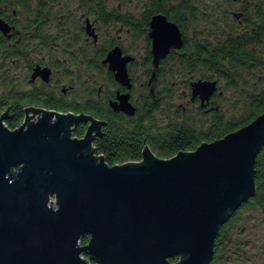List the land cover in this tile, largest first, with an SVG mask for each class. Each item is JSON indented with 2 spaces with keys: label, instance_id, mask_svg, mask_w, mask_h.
<instances>
[{
  "label": "water",
  "instance_id": "water-1",
  "mask_svg": "<svg viewBox=\"0 0 264 264\" xmlns=\"http://www.w3.org/2000/svg\"><path fill=\"white\" fill-rule=\"evenodd\" d=\"M152 28L158 65L184 40L164 15ZM128 60L119 48L106 59L124 84ZM191 86L203 107L219 90L216 79ZM120 107L135 113L126 99ZM33 113L15 129L0 116V264H210L221 227L257 192L264 113L195 150L161 158L147 145L141 161L115 165L94 145L99 119ZM81 122L90 124L77 137Z\"/></svg>",
  "mask_w": 264,
  "mask_h": 264
},
{
  "label": "flooded vegetation",
  "instance_id": "flooded-vegetation-1",
  "mask_svg": "<svg viewBox=\"0 0 264 264\" xmlns=\"http://www.w3.org/2000/svg\"><path fill=\"white\" fill-rule=\"evenodd\" d=\"M108 1L0 0V21L5 24L4 29L0 27V80L12 81L2 93H21L24 97L5 101L9 115L21 109L25 113L23 123L28 115L35 121L34 111H59L62 107L65 113L99 119L103 122L101 133L114 118L127 121L129 128L136 127L140 120L146 122V115L154 111L161 98L157 84L167 75L166 66L170 63L181 66V59L187 54L188 10L176 8L175 0L167 1L161 11L155 9L156 0H148L142 8L136 4L133 9L125 8L122 0L114 5ZM179 1V5L185 6L184 0ZM244 10L234 15L246 19L248 10L246 7ZM157 15L176 23L184 40L180 48H171L158 65L151 36L152 21ZM115 48L129 58L127 84L116 79L106 62ZM174 66L170 68L174 70ZM175 70L176 76H186L185 69ZM193 79L214 80L203 76ZM216 93L203 107L199 97L192 100L190 84L191 101L207 111L214 108ZM123 99L135 109L134 114L121 109ZM89 124L81 122L74 133L79 129H85L86 133ZM175 258L178 259L172 260ZM180 258L175 256L171 261Z\"/></svg>",
  "mask_w": 264,
  "mask_h": 264
},
{
  "label": "trees",
  "instance_id": "trees-1",
  "mask_svg": "<svg viewBox=\"0 0 264 264\" xmlns=\"http://www.w3.org/2000/svg\"><path fill=\"white\" fill-rule=\"evenodd\" d=\"M167 1L169 0H156L155 9L157 11L165 9ZM179 2L176 8L193 10L189 2H185V6L179 5ZM257 9L255 20L252 18L253 15L248 16V12L249 18L244 19L243 17V22L248 24V29L242 33L230 34L216 44L210 40H196L194 43H190L187 39L185 46L187 54L182 57L180 67L191 73L199 69L209 72L210 75L205 74L204 78H210L213 77L211 75L217 74L226 81L229 89H236L239 86L249 88L248 78L245 76L246 71L256 74V71L264 65V6L260 8L258 6ZM214 79L218 81L219 85L216 96H222L223 91L220 89L219 80ZM258 80L260 84H264V78L259 79L258 77ZM258 86L249 88L250 92H247L245 96L246 112L241 118L226 119L219 106H214L209 111L201 108L203 113L213 114L204 130H198L186 122H171L164 127L157 128L148 122L142 123V120L136 127L129 128L126 126L127 121L114 118L105 131L99 135L95 146L98 148V153L104 155L110 165L141 161L144 147L147 145L161 158H171L179 152L195 150L203 142L220 139L251 123L264 113V88H258ZM8 98L22 100L24 97L21 93L0 92V116L5 111V101ZM44 105L53 108L50 105ZM63 109L65 108L61 107L59 111L63 112ZM24 116L25 113L21 109L11 112L6 124L11 129H15L21 125ZM84 133L85 129H79L75 131L74 135L82 137ZM256 185L255 196L243 203L221 227L216 240L215 255L210 264H222L227 234L231 226L237 223L240 214L255 206L264 208V148L257 158ZM89 241L90 236L87 235L82 243L87 244Z\"/></svg>",
  "mask_w": 264,
  "mask_h": 264
},
{
  "label": "rangeland",
  "instance_id": "rangeland-1",
  "mask_svg": "<svg viewBox=\"0 0 264 264\" xmlns=\"http://www.w3.org/2000/svg\"><path fill=\"white\" fill-rule=\"evenodd\" d=\"M122 1L125 8L133 9L136 4H140V8H142L148 0ZM184 1L189 2L193 8V12L187 11L188 20L186 22V35L190 43H194L196 40H210L216 44L230 34L242 33L248 29V24L243 22L240 16L234 15V12L243 11L246 7L248 16L253 15L252 18L255 20L258 11L257 3L264 6V0H243L238 3L231 0ZM118 2L119 0L108 1L109 5ZM178 2L174 1L176 6H178ZM174 65V63L168 64L166 66L167 75L158 81L157 88L160 90L161 98L157 101L154 111L150 115H146L145 121L157 128L164 127L171 122H186L198 130H204L213 114L203 113L200 105L191 101L190 83L194 81V77L210 75V73L200 69L192 73L184 70L186 76H176L178 71L175 69L180 66ZM170 66H174L175 69H171ZM170 70L174 74H171ZM211 76L219 80L220 89L223 91L222 96H216L214 106H219L226 119H238L245 114V96L247 92H250L249 88L258 85V88H264V84L258 82V77L259 79L264 78V65L256 71V74L246 71L245 76L248 78L249 88L239 86L236 89H229L223 78L217 74ZM11 83L12 81L0 80V92L9 89ZM21 83L23 82L21 81ZM224 244L225 254L221 260L222 264H264V208L255 206L240 214L237 223L231 226Z\"/></svg>",
  "mask_w": 264,
  "mask_h": 264
},
{
  "label": "built area",
  "instance_id": "built-area-1",
  "mask_svg": "<svg viewBox=\"0 0 264 264\" xmlns=\"http://www.w3.org/2000/svg\"><path fill=\"white\" fill-rule=\"evenodd\" d=\"M37 118H38V115L36 116V119H37ZM36 119H35V120H36Z\"/></svg>",
  "mask_w": 264,
  "mask_h": 264
}]
</instances>
